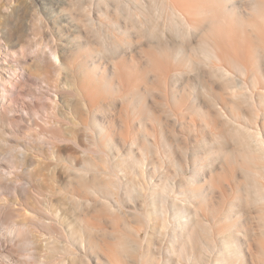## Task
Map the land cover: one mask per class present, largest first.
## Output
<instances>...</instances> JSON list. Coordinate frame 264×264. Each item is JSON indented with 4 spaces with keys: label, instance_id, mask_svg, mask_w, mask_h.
Listing matches in <instances>:
<instances>
[{
    "label": "rangeland",
    "instance_id": "rangeland-1",
    "mask_svg": "<svg viewBox=\"0 0 264 264\" xmlns=\"http://www.w3.org/2000/svg\"><path fill=\"white\" fill-rule=\"evenodd\" d=\"M169 1L0 0V264H264V0Z\"/></svg>",
    "mask_w": 264,
    "mask_h": 264
},
{
    "label": "bare ground",
    "instance_id": "bare-ground-1",
    "mask_svg": "<svg viewBox=\"0 0 264 264\" xmlns=\"http://www.w3.org/2000/svg\"><path fill=\"white\" fill-rule=\"evenodd\" d=\"M228 1V0H227ZM223 2V1H222ZM161 3L163 4V5H166L168 8H169V11L171 12V16H172V18H173V21H174V25L176 26V27H178V26H181L182 28H185V29H187V30H190V24H189V19L191 18V16H193V14L191 13V12H188L187 11V9H185V7H183V6H181V5H179L178 3H174V2H171V1H169V0H161ZM168 3H171V6H169V4ZM218 3V2H217ZM221 3V2H220ZM262 5H263V3H262ZM261 5V6H262ZM257 7H258V5H256ZM195 7V6H194ZM252 7V6H251ZM195 8H197V7H195ZM128 9H130L129 7H128ZM192 9H193V7H192ZM226 9V8H225ZM262 9V8H261ZM197 10V9H196ZM258 10V9H257ZM252 11H254L253 10V8H252ZM169 12V13H170ZM226 13V12H225ZM262 14V13H261ZM169 15V14H168ZM254 17V16H253ZM264 17V16H263ZM46 54V53H45ZM47 55H49V56H51V57H53L54 58V61L56 60V62L57 61H59L58 60V57H57V55L55 54V52H52L51 50H49V54H47ZM215 57L217 58V60L219 61L220 60V58H219V56L217 55V53H215ZM58 63V62H57ZM216 66V65H215ZM220 68V67H219ZM221 68H223V67H221ZM88 69V68H87ZM216 69H218V68H216ZM215 69V67H214V70H216ZM222 70H224V74H225V72L228 74L229 72L226 70V69H222ZM221 70V71H222ZM219 72V71H218ZM222 73V74H223ZM84 74V73H83ZM218 74H220V73H218ZM229 75V74H228ZM224 76V75H223ZM227 76V75H226ZM83 79H89L88 77H86V75L85 76H83ZM85 89V88H84ZM80 90V92H82L83 91V89L81 88V89H79ZM83 94V93H82ZM83 96V95H82ZM258 129V128H257ZM136 164V163H135ZM140 166H141V164H140ZM192 193H193V195L195 194V192L196 191H194V190H192L191 191ZM180 206H182V205H180ZM182 208V207H181ZM180 220L182 219V218H184V216H183V214L182 213H179L178 215L177 214H175ZM184 220V219H183ZM13 226V225H12ZM17 227V226H16ZM19 227V228H18ZM17 228H15V226H13L11 229L9 228V230H7V232H8V234L9 233H12V232H14V235H15V233H16V236H18V235H20V236H18L17 238H19V237H21V234H20V232L21 231H19V230H21L20 229V226H18ZM179 229L180 230H182V222H180V227H179ZM173 230H174V228H173ZM18 234V235H17ZM15 236V237H16ZM20 239V238H19ZM81 243V242H80ZM49 244H51V241L49 242ZM84 244V243H83ZM47 245L48 244H46L45 245V247H47ZM81 247V246H80ZM62 248L63 249H66L67 247L66 246H62ZM70 251V250H69ZM68 251V252H69ZM67 252V251H66ZM71 253H74V252H71ZM75 254V253H74ZM29 256V255H28ZM30 256H31V254H30ZM34 257V256H33ZM33 257H31V258H33ZM30 259V258H29ZM40 264H44L43 262H40Z\"/></svg>",
    "mask_w": 264,
    "mask_h": 264
},
{
    "label": "crops",
    "instance_id": "crops-1",
    "mask_svg": "<svg viewBox=\"0 0 264 264\" xmlns=\"http://www.w3.org/2000/svg\"><path fill=\"white\" fill-rule=\"evenodd\" d=\"M217 55L219 56V54L217 53ZM220 58V57H219ZM221 60V59H220Z\"/></svg>",
    "mask_w": 264,
    "mask_h": 264
}]
</instances>
